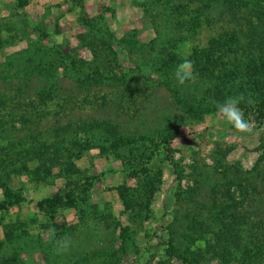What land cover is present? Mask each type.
<instances>
[{"label":"rangeland","instance_id":"374dc122","mask_svg":"<svg viewBox=\"0 0 264 264\" xmlns=\"http://www.w3.org/2000/svg\"><path fill=\"white\" fill-rule=\"evenodd\" d=\"M9 193L0 264H264V0H0Z\"/></svg>","mask_w":264,"mask_h":264},{"label":"clouds","instance_id":"9594fccd","mask_svg":"<svg viewBox=\"0 0 264 264\" xmlns=\"http://www.w3.org/2000/svg\"><path fill=\"white\" fill-rule=\"evenodd\" d=\"M173 78L180 85H184L188 81H194L196 75L192 71V62L189 60H184L173 72ZM245 101V97L236 96L229 97L221 106L220 111L225 117L226 121L232 125V127L241 133H248L252 131V126L244 119V116L239 108V104ZM246 102L251 103V100ZM54 231V229L52 230ZM67 244L65 245V250Z\"/></svg>","mask_w":264,"mask_h":264},{"label":"trees","instance_id":"16d2710c","mask_svg":"<svg viewBox=\"0 0 264 264\" xmlns=\"http://www.w3.org/2000/svg\"><path fill=\"white\" fill-rule=\"evenodd\" d=\"M259 118H262V116L260 115ZM13 199H15V200H13ZM19 199H20V197L17 196L16 198H14V195H12V193H9L7 195L6 199H4L3 201H0V206L4 207L6 205V203H8V204L14 203V202H17Z\"/></svg>","mask_w":264,"mask_h":264}]
</instances>
